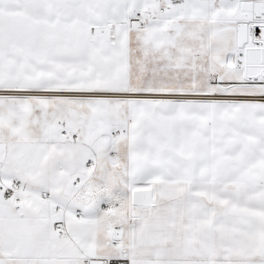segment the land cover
Instances as JSON below:
<instances>
[{"label": "snow or ice", "instance_id": "6c2138e0", "mask_svg": "<svg viewBox=\"0 0 264 264\" xmlns=\"http://www.w3.org/2000/svg\"><path fill=\"white\" fill-rule=\"evenodd\" d=\"M0 264H264V0H0Z\"/></svg>", "mask_w": 264, "mask_h": 264}]
</instances>
